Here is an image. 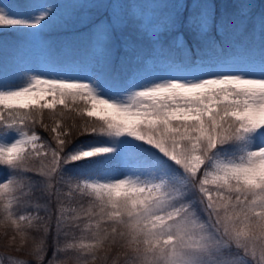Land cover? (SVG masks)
Wrapping results in <instances>:
<instances>
[{
    "label": "snow or ice",
    "instance_id": "1",
    "mask_svg": "<svg viewBox=\"0 0 264 264\" xmlns=\"http://www.w3.org/2000/svg\"><path fill=\"white\" fill-rule=\"evenodd\" d=\"M155 4L87 0L107 17L60 43L51 0L0 4V32L25 37L0 45V225L28 257L0 264H264V14ZM77 40L86 70H58ZM32 46L45 68L19 62ZM156 58L188 71L128 83Z\"/></svg>",
    "mask_w": 264,
    "mask_h": 264
},
{
    "label": "rangeland",
    "instance_id": "2",
    "mask_svg": "<svg viewBox=\"0 0 264 264\" xmlns=\"http://www.w3.org/2000/svg\"><path fill=\"white\" fill-rule=\"evenodd\" d=\"M51 2L57 6V9L61 14H67L68 19L65 21L67 27L54 26L48 32L67 33L71 32L72 30H84L88 25H81L80 20L85 15L92 18L93 22L100 19H105L107 17V12L102 8L83 7L82 5L85 4L87 0H52ZM158 2H162V0H134V3H139L141 4L140 7L146 9L163 7L162 5L155 4ZM167 2L175 3L176 0H167ZM20 32L24 34V32ZM205 55L207 57L205 63L209 66L220 63L221 57H219L217 54L206 53ZM260 55H257L253 58L258 61ZM38 59L39 48L37 46H32L28 51L20 55L19 62L22 64L33 65L41 69L45 68V65L38 64L36 62ZM87 65V56L77 57L75 55L67 54L62 55L61 62L57 65V68L58 70L67 71L69 74H74L76 72H80L82 69L86 70ZM4 70L10 71V65L6 66ZM185 71L188 70L182 69L179 65H175L164 58H156L147 61L145 64L135 66V69L132 71L131 79L128 81V83L154 79L156 77L166 75H181L184 74ZM0 169L3 170L0 180H3L7 176V171L2 167H0ZM12 235L13 233L10 229H6L4 226L0 225V257L13 256L20 259H27L28 257L21 255V252L16 251V248L19 247L18 242L16 245L10 247L7 246L10 244ZM23 251L26 252L27 249H24Z\"/></svg>",
    "mask_w": 264,
    "mask_h": 264
},
{
    "label": "trees",
    "instance_id": "3",
    "mask_svg": "<svg viewBox=\"0 0 264 264\" xmlns=\"http://www.w3.org/2000/svg\"><path fill=\"white\" fill-rule=\"evenodd\" d=\"M52 1V0H51ZM34 2V0H0L1 4L5 5H12L16 8H24L29 3ZM185 2L191 6L192 0H185ZM213 3L218 5V7L223 8L225 11L231 13L236 9V0H212ZM174 3V2H172ZM249 4V11L250 15L253 19H258L260 15L264 14V0H248ZM98 21V20H97ZM95 22V21H94ZM88 25L85 30H72L71 32H46L44 33V38L47 40L55 41L57 43L62 42L67 37H76L79 36L81 33H85L88 31ZM25 39L24 34L20 31H12V32H0V45H7L8 48L20 43ZM218 41L221 43H225L226 40L220 37H217ZM86 44L82 40H77L74 42L73 50L70 53L71 55H75L77 57H86L87 53L85 51ZM261 43H260V36L257 34L256 42L253 47L252 56L256 57L257 55L261 54ZM207 53H213L209 51ZM10 52L6 49L4 51H0V70H4L6 66H9L10 63ZM135 67L131 71H133ZM11 70V66H10ZM46 139L48 138V134L42 132L41 129H37ZM3 170L0 169V177H2Z\"/></svg>",
    "mask_w": 264,
    "mask_h": 264
}]
</instances>
